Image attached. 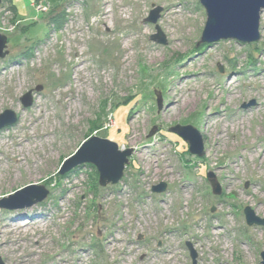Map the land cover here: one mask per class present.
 <instances>
[{
    "label": "rangeland",
    "instance_id": "rangeland-1",
    "mask_svg": "<svg viewBox=\"0 0 264 264\" xmlns=\"http://www.w3.org/2000/svg\"><path fill=\"white\" fill-rule=\"evenodd\" d=\"M156 8V24L147 23ZM166 8L181 13L163 21ZM205 22L198 0L0 4L9 52L0 59V114L17 117L0 130V198L33 184L49 191L26 212L0 210L3 264H192L186 243L196 264L261 263L264 227H248L243 211L264 219V11L252 44H201ZM156 27L165 45L151 41ZM81 53L86 64L75 62ZM75 67L84 68L86 86ZM54 109L49 126L36 119ZM175 125L200 132L202 158L168 132ZM94 136L133 149L123 176L133 184L129 194L96 189L90 165L58 175ZM141 174H149L142 182H166L168 194L144 193Z\"/></svg>",
    "mask_w": 264,
    "mask_h": 264
},
{
    "label": "water",
    "instance_id": "water-1",
    "mask_svg": "<svg viewBox=\"0 0 264 264\" xmlns=\"http://www.w3.org/2000/svg\"><path fill=\"white\" fill-rule=\"evenodd\" d=\"M6 0H0V4ZM206 13V22L201 33L200 43L212 45L220 41L233 40L240 44H252L260 40V15L264 11V0H198ZM161 8L149 13L145 20L156 24ZM157 33L150 37L156 44L165 45L166 41L159 28ZM7 37L0 33V59L8 56ZM223 72L222 68H219ZM24 108L32 104V92L26 93L21 99ZM253 105V103H250ZM157 112L162 109L160 96L156 98ZM247 106H244L246 108ZM17 121L16 115L9 110L0 114V130L13 126ZM157 129L154 127L150 136ZM170 134L180 138L188 148L191 156H204L203 139L200 132L192 126L175 125L168 129ZM133 154V149H125L107 139L91 137L84 141L79 148L68 157L58 170L59 176H65L71 171L85 165L94 167L98 174V185L101 188L116 186L124 176V170ZM206 179L211 187L212 194L220 196L222 188L212 173H207ZM166 184L160 183L152 188L155 194L166 191ZM49 195L43 185H27L14 193L0 198V210L10 213H20L41 204ZM245 223L248 227H264V219L256 216L249 207L243 211ZM141 239V237H139ZM192 264H196V253L189 243H186ZM264 264V252L260 254ZM0 264H3L0 258Z\"/></svg>",
    "mask_w": 264,
    "mask_h": 264
},
{
    "label": "bare ground",
    "instance_id": "bare-ground-1",
    "mask_svg": "<svg viewBox=\"0 0 264 264\" xmlns=\"http://www.w3.org/2000/svg\"><path fill=\"white\" fill-rule=\"evenodd\" d=\"M157 1H161V0H157ZM135 4L138 6V3H136L135 2ZM137 6L135 7V8H137ZM138 9V8H137ZM197 9H199V7L198 6H196L195 7V9L194 10H197ZM181 12H176L175 10L174 11H172V9H170V8H166L165 9V11H164V13H163V15H164V18H163V21L164 20H168V21H170V22H173L174 20H175V16L176 15H178V14H180ZM196 16H198V14H196ZM188 19H190V18H188ZM169 23V22H168ZM193 24H195V22H193ZM173 28L174 29V27L172 26V24H171V26H169V28ZM135 34H137V33H135ZM135 37V36H134ZM75 42H76V40H75ZM74 42V43H75ZM124 52H125V55H128V54H126V50H124ZM74 54V53H73ZM84 56H85V54L84 53H81L80 55H75L74 57H76L78 60L77 61H75L76 63L77 62H81V63H84V64H86V61H84L82 58H84ZM70 62V61H69ZM64 63V62H63ZM72 63V62H71ZM75 69H76V71H75V74L77 75L76 76V78H75V80L77 81V82H81L82 84H81V87H83V86H86L87 85V82H88V78H84L83 77V71H84V68H82V69H80V70H78V67H75ZM88 70H89V68H88ZM98 73H105V71L103 70H99V69H97L96 70ZM72 81H73V79H72ZM84 81V82H83ZM79 87H80V85H78ZM79 87H75V89H77V88H79ZM68 92H70L71 93V89H68ZM67 92V93H68ZM64 94H66V93H64ZM77 95V94H76ZM78 96V95H77ZM69 101H72V99L71 100H69ZM56 111V109H54V110H47V111H44L45 112V116L44 117H42V115H41V113L39 112L38 113V115L39 116H36V119L37 120H42V119H44V121H45V123L49 126L50 125V121H52V119H56V117L58 116H56V114H54L53 115V112H55ZM48 112V114H46ZM229 115V114H228ZM37 122V121H36ZM35 122V123H36ZM232 131H233V133L235 132V128H233L232 129ZM30 144H33L32 142L30 143ZM29 144V145H30ZM150 152H145L144 153V155H146V154H149ZM234 155V154H233ZM232 155V156H233ZM215 260H213V259H211V263H213V264H215Z\"/></svg>",
    "mask_w": 264,
    "mask_h": 264
},
{
    "label": "built area",
    "instance_id": "built-area-1",
    "mask_svg": "<svg viewBox=\"0 0 264 264\" xmlns=\"http://www.w3.org/2000/svg\"><path fill=\"white\" fill-rule=\"evenodd\" d=\"M41 5H40V7L38 8V9H41ZM262 14V13H261ZM261 16V15H260ZM166 146V145H165ZM165 153H166V151H164ZM163 152V153H164ZM176 152V151H175ZM147 155V154H146ZM87 165H85L84 167H86ZM77 170H75L74 172H76ZM73 172V173H74ZM139 172H140V168H139ZM75 175V174H74ZM148 175L149 174H141L140 175V177H141V180H140V185H142V186H140V188L143 190V192L144 193H149V194H153V195H158V196H161V197H163V196H166L167 194H168V191H169V189H168V184L166 183V182H164V181H161V180H156V181H154V182H151V183H149V182H147V183H149V184H147L146 182H142L143 181V179H145V178H148ZM160 183H164V184H166V191L164 192V193H162V194H155V193H153L152 192V188L154 187V186H156V185H159ZM109 187H114V188H116L115 190H114V193L113 192H111V194H116L117 196L118 195H120V194H122V195H125V194H129L130 192H131V188H133V184H131L130 182H126V180L124 181V179L122 178V180L116 185V186H109ZM26 212V211H25ZM20 213H22V212H20ZM20 213H11V214H20Z\"/></svg>",
    "mask_w": 264,
    "mask_h": 264
},
{
    "label": "trees",
    "instance_id": "trees-1",
    "mask_svg": "<svg viewBox=\"0 0 264 264\" xmlns=\"http://www.w3.org/2000/svg\"><path fill=\"white\" fill-rule=\"evenodd\" d=\"M51 21H54V23L56 22V21H59V19L58 18H55V17H52V20ZM128 121H129V118H128ZM164 138V137H163ZM165 139V138H164ZM177 153V152H176ZM178 154H180V155H182V156H186V155H188V153L187 152H181V153H178ZM84 166H82V167H80V168H83ZM91 167V166H90ZM93 168V167H92ZM75 171V170H74ZM74 171H71L70 173H68V174H71V173H73ZM94 184H95V188L96 189H98L99 188V185H98V181H97V179H98V175H97V173H95V175H94ZM111 188V187H110ZM112 188H114V187H112ZM116 189V188H115Z\"/></svg>",
    "mask_w": 264,
    "mask_h": 264
}]
</instances>
